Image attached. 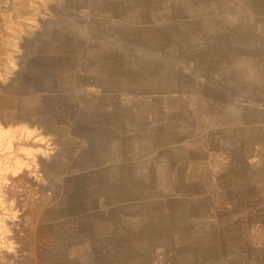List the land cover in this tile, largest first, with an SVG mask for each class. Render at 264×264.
Masks as SVG:
<instances>
[{"label":"crops","instance_id":"crops-1","mask_svg":"<svg viewBox=\"0 0 264 264\" xmlns=\"http://www.w3.org/2000/svg\"><path fill=\"white\" fill-rule=\"evenodd\" d=\"M53 12L36 82L69 152L51 252L264 264V0H61Z\"/></svg>","mask_w":264,"mask_h":264},{"label":"rangeland","instance_id":"rangeland-1","mask_svg":"<svg viewBox=\"0 0 264 264\" xmlns=\"http://www.w3.org/2000/svg\"><path fill=\"white\" fill-rule=\"evenodd\" d=\"M31 1L36 10L32 29L23 32L13 61L6 62L7 77H0V130L13 129L22 137L0 150V264H78L51 252L45 235L48 223L63 219L61 205L68 200L62 190L68 139L62 123L47 112L45 83L36 82L51 37L53 8L61 0ZM11 3L0 0L2 13H10ZM20 19L25 20L24 13ZM13 156L23 161L17 171Z\"/></svg>","mask_w":264,"mask_h":264},{"label":"bare ground","instance_id":"bare-ground-1","mask_svg":"<svg viewBox=\"0 0 264 264\" xmlns=\"http://www.w3.org/2000/svg\"><path fill=\"white\" fill-rule=\"evenodd\" d=\"M11 4L12 10H9L10 13H2V10H0V30L2 31V34L0 35V77H7L9 68L6 66V62L13 61L15 56L14 51H18L21 35L23 32L32 29L35 20L36 10L32 6L31 0H12ZM22 13H24L25 18L23 21L20 19V14ZM4 55L7 57H2ZM19 137L22 138L20 135H17L13 129L7 131L0 130V150L9 148L12 140ZM12 160V169L17 171V168L23 163V161L16 156H13ZM1 163L0 160V164Z\"/></svg>","mask_w":264,"mask_h":264}]
</instances>
